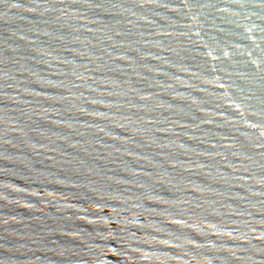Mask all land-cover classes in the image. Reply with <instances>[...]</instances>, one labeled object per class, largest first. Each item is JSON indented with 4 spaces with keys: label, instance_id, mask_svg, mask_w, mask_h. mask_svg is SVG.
I'll return each instance as SVG.
<instances>
[{
    "label": "water",
    "instance_id": "95a60500",
    "mask_svg": "<svg viewBox=\"0 0 264 264\" xmlns=\"http://www.w3.org/2000/svg\"><path fill=\"white\" fill-rule=\"evenodd\" d=\"M0 264H264V0H0Z\"/></svg>",
    "mask_w": 264,
    "mask_h": 264
}]
</instances>
